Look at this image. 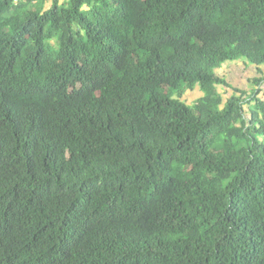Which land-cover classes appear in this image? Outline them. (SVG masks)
Masks as SVG:
<instances>
[{
    "label": "trees",
    "instance_id": "obj_1",
    "mask_svg": "<svg viewBox=\"0 0 264 264\" xmlns=\"http://www.w3.org/2000/svg\"><path fill=\"white\" fill-rule=\"evenodd\" d=\"M43 1L0 0V264H264V0Z\"/></svg>",
    "mask_w": 264,
    "mask_h": 264
},
{
    "label": "crops",
    "instance_id": "obj_2",
    "mask_svg": "<svg viewBox=\"0 0 264 264\" xmlns=\"http://www.w3.org/2000/svg\"><path fill=\"white\" fill-rule=\"evenodd\" d=\"M260 68L264 72V67L262 66ZM215 73L220 78L224 79L228 84H230L233 89L237 88L249 92L252 89L250 80L255 77H259L255 66L248 65L247 63L241 60L225 63L221 68L215 70ZM261 88L264 91V84ZM217 90L220 93H226L225 95H223L224 101L227 99V97L231 96L232 94L230 88H223L222 86H218ZM187 93L194 94L192 97L189 98L186 97L187 95L184 96V99L187 101V103H192V101H196L203 95L199 88H196L193 91H188Z\"/></svg>",
    "mask_w": 264,
    "mask_h": 264
},
{
    "label": "rangeland",
    "instance_id": "obj_3",
    "mask_svg": "<svg viewBox=\"0 0 264 264\" xmlns=\"http://www.w3.org/2000/svg\"><path fill=\"white\" fill-rule=\"evenodd\" d=\"M43 3H44V5L47 7V6L50 5V0H44ZM223 65H224V64H223ZM186 93H187V92H186ZM185 95H187L186 97L189 98V97H192L194 94L187 93V94H185ZM185 95H184V96H185ZM260 97H261V98H264L263 95H261ZM183 98H184V97H183ZM184 100H185V99H184ZM194 101H195V100H194ZM194 101H192V102H194ZM245 109H247V107H246ZM246 118H248V116H247Z\"/></svg>",
    "mask_w": 264,
    "mask_h": 264
}]
</instances>
